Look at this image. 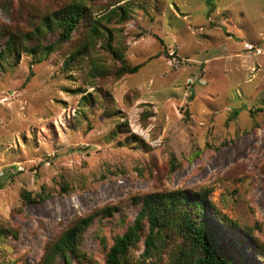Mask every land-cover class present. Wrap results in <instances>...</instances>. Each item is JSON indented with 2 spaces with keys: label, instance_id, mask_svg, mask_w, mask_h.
I'll return each mask as SVG.
<instances>
[{
  "label": "rangeland",
  "instance_id": "1",
  "mask_svg": "<svg viewBox=\"0 0 264 264\" xmlns=\"http://www.w3.org/2000/svg\"><path fill=\"white\" fill-rule=\"evenodd\" d=\"M63 2L0 0V35L29 31ZM95 4L129 8L124 21L110 22L111 50L102 40L67 67L88 38L82 32L48 59L23 53L0 66V264H39L46 243L112 205L117 210L95 219L84 261L75 263L106 264L138 215L129 197L156 189L206 195L221 253L264 264V0ZM138 65L134 75H116ZM144 252L142 243L132 263H168L143 260Z\"/></svg>",
  "mask_w": 264,
  "mask_h": 264
},
{
  "label": "trees",
  "instance_id": "2",
  "mask_svg": "<svg viewBox=\"0 0 264 264\" xmlns=\"http://www.w3.org/2000/svg\"><path fill=\"white\" fill-rule=\"evenodd\" d=\"M95 3L96 0H64L56 8L49 6L48 13L42 21L27 32L12 33L3 28L1 32L5 34L0 36L6 44L0 52V66L10 57L19 58L23 53L39 57L41 60L48 59L74 39L79 40V33L82 32L88 38L82 41L83 44L77 52L71 54L66 63L67 67L88 57L93 47L102 40H106L104 48L111 50L114 35L110 22L114 17H117L118 21H124L129 17V8L120 6L103 9L97 7ZM47 35L58 39L45 43L43 39L47 38ZM114 54L118 55V50ZM119 55H122L120 50ZM92 60L93 73L96 75L104 73L98 61L96 62L94 58ZM141 68V65L133 68L122 66L116 75H134ZM91 97L90 95L89 98ZM89 98L84 99L88 101ZM156 169L159 173V169ZM169 169L170 172L174 170V161ZM24 197L27 201H31L26 194ZM128 200L138 209V215L135 223L115 239L107 253L106 264H133L130 255L142 243L145 245L143 260L165 256L168 260L167 264H242L229 255L221 253L215 231L212 230L208 220L209 202L206 195L188 190L156 189L150 193L131 195ZM116 210L117 207L106 205L101 211L79 217L54 240L46 243L39 264H56L59 258L64 264L84 261L85 253L82 252L81 247L86 233L97 217L112 216ZM219 222L231 228L237 226L226 217L219 216ZM253 240L254 246L249 248L252 252L260 254L259 242L255 238ZM261 250H264V247L261 246Z\"/></svg>",
  "mask_w": 264,
  "mask_h": 264
},
{
  "label": "built area",
  "instance_id": "3",
  "mask_svg": "<svg viewBox=\"0 0 264 264\" xmlns=\"http://www.w3.org/2000/svg\"><path fill=\"white\" fill-rule=\"evenodd\" d=\"M247 49H249L250 51H253L257 55H261L263 53L262 49L254 48L253 46H248Z\"/></svg>",
  "mask_w": 264,
  "mask_h": 264
}]
</instances>
